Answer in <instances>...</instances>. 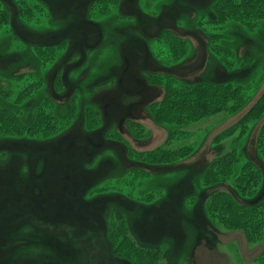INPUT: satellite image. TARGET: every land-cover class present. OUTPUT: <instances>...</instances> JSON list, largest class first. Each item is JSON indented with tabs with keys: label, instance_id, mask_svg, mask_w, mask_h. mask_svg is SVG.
Masks as SVG:
<instances>
[{
	"label": "rangeland",
	"instance_id": "obj_1",
	"mask_svg": "<svg viewBox=\"0 0 264 264\" xmlns=\"http://www.w3.org/2000/svg\"><path fill=\"white\" fill-rule=\"evenodd\" d=\"M220 1L0 0V264H264V0Z\"/></svg>",
	"mask_w": 264,
	"mask_h": 264
},
{
	"label": "trees",
	"instance_id": "obj_2",
	"mask_svg": "<svg viewBox=\"0 0 264 264\" xmlns=\"http://www.w3.org/2000/svg\"><path fill=\"white\" fill-rule=\"evenodd\" d=\"M228 0H222L220 1L221 3V6H216V11H217V14H219L220 18L221 16L223 17H228V16H231L232 18L234 19H237L239 21H242L246 26H250V25H253L254 22H252L251 20L247 19L245 17V13L243 12H238L236 10H232L228 7H225L226 3H227ZM234 3V2H232ZM264 4V2L262 3ZM190 93H194V90H190L189 91ZM221 95H223V92L221 93ZM192 96V95H191ZM214 96V100H219L220 98L218 97V95H216V92H211L209 93V97L212 98ZM193 97V96H192ZM195 97V96H194ZM165 102V101H164ZM189 103H192V107L191 108H188L189 110V113L191 115H196L199 111H202V104L200 103H197L195 102L194 99H191V101H187V104ZM243 109V108H242ZM214 165H217V164H214ZM255 174V173H254ZM254 180V179H253ZM255 181V180H254ZM220 182H224V180H220ZM255 183V182H254ZM208 215L209 217L211 218V209L209 208L208 210ZM227 215H231V212L230 211H227ZM213 216V215H212ZM214 217V216H213ZM220 220V219H219ZM224 222V221H223ZM256 223L260 226H264V223L262 221H260L259 219H256ZM258 229V226L257 225H254V226H250L249 227V231L251 233V235L253 236L256 232L257 236L254 237V238H260L261 234H264V227L262 228H259V230L257 231ZM141 249H138L136 250L137 252H139L140 254H138L139 258H142L140 256H143L142 255V252L140 251ZM152 257V258H151ZM151 257H146L145 260H142L141 264H154V256H151ZM150 258L149 260L150 261H147V259Z\"/></svg>",
	"mask_w": 264,
	"mask_h": 264
}]
</instances>
